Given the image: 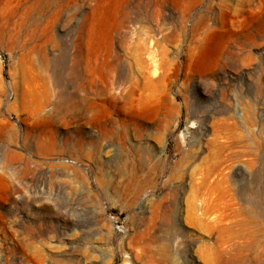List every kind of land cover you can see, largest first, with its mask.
Listing matches in <instances>:
<instances>
[{"label":"rangeland","instance_id":"1","mask_svg":"<svg viewBox=\"0 0 264 264\" xmlns=\"http://www.w3.org/2000/svg\"><path fill=\"white\" fill-rule=\"evenodd\" d=\"M0 177V264H264V0H0Z\"/></svg>","mask_w":264,"mask_h":264},{"label":"bare ground","instance_id":"2","mask_svg":"<svg viewBox=\"0 0 264 264\" xmlns=\"http://www.w3.org/2000/svg\"><path fill=\"white\" fill-rule=\"evenodd\" d=\"M217 63V59H214V60H210V61H207L206 63H203L202 65H200V69L204 70V71H208L209 68L211 67H214ZM92 110L95 112L96 116L97 117H100V113L99 111H96L95 107L92 108ZM2 184V179L0 177V186Z\"/></svg>","mask_w":264,"mask_h":264}]
</instances>
